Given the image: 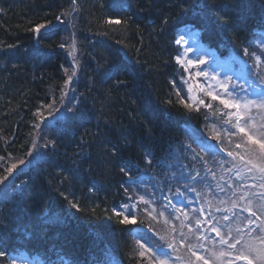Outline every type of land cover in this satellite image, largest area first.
I'll return each mask as SVG.
<instances>
[{
  "label": "trees",
  "instance_id": "trees-1",
  "mask_svg": "<svg viewBox=\"0 0 264 264\" xmlns=\"http://www.w3.org/2000/svg\"><path fill=\"white\" fill-rule=\"evenodd\" d=\"M230 2L77 0L78 101L50 128L47 139L56 141L55 147L49 144L44 158L16 172L10 199L0 200V218L18 222L0 232V249L7 251L0 264H9L8 253L17 251L50 264H99L106 249L119 264H146L132 254L134 224H120L123 215L114 207L123 199L127 175L144 167L146 156L151 163L161 160L181 141L186 125L202 127V113L185 107L173 93L179 28L198 27L206 45L241 52L256 29L264 27V0H252L248 22L234 28H221L205 18L213 15L205 4ZM72 6V0H0V176L7 157L28 152L36 111L64 83L62 28L49 26L39 34L29 29L54 24ZM108 18L128 24L113 30L104 23ZM109 68L112 77L103 78ZM117 77L126 84L117 87ZM130 113L137 123L150 119L153 132L136 133L130 144L121 141L120 156L110 159L105 137L85 133L107 131V140L115 143L132 127ZM81 147L83 157L78 155ZM69 200L78 202L79 210Z\"/></svg>",
  "mask_w": 264,
  "mask_h": 264
},
{
  "label": "rangeland",
  "instance_id": "rangeland-1",
  "mask_svg": "<svg viewBox=\"0 0 264 264\" xmlns=\"http://www.w3.org/2000/svg\"><path fill=\"white\" fill-rule=\"evenodd\" d=\"M65 13L69 14L65 15ZM76 18L77 8L73 11L72 6L61 14L59 20L46 27L59 26L63 31L61 44L64 45L62 49L66 58L65 65L62 67L64 83L57 90H52L49 102L46 105H41L36 111L29 150L23 156L7 157L4 161V175H8L5 170L13 163L17 164L14 174L17 170L36 162L44 154L47 148L45 144L49 127L53 122L62 120L77 101L78 94L75 84L80 65V53ZM183 32H180L176 38ZM73 41H75V50L71 47ZM199 45L202 50H197L191 41L187 45H178L177 56H183L185 60H190L193 63L185 68L176 62L173 93L184 105H188L187 108L202 113L204 117L202 127H187L185 129L183 138L172 149L174 161H170L166 157L164 158L166 160L161 163L163 172H166L164 179L157 177L159 175L157 167L147 163L141 177H128L124 184L126 203L121 207L122 215H128L130 220L134 218V222L139 224L133 232L132 254L143 258L146 264H154L153 257H164L169 261V264H203V261L196 260V256H193L192 252L208 259L209 264H221V261L227 264V260L232 257H219V252L226 248L219 244V237L213 228L218 227L222 233L231 228L233 235L236 234L237 228L247 231L246 218L251 217L242 210L245 201L238 198L244 192L264 191V189L253 187L260 183L259 173H248L245 163L237 155L238 152H246V146L233 123H229L228 116L224 115L228 111L235 112L236 110L225 109L219 103L220 99L236 98L234 93L237 92L239 94L236 99L240 101L258 98L257 93H260L264 82L257 77V72L264 70V64L257 67L255 57L250 54L254 52L261 57V60H264V48H262L264 35L255 38L247 47L249 55L244 53L247 59L246 64L237 65V67L236 64L230 66L231 70L236 67L242 71L248 80H254V85L249 83L244 85L242 79L232 78L219 64L217 57L209 54V50L200 43ZM185 47H191L192 51L185 55ZM200 60H206L207 63L199 64ZM73 67H75L76 75L72 77L71 84L66 85L65 81ZM65 68L70 70L69 73H65ZM198 73L200 74L198 75ZM208 92H212L214 95L218 94V98L213 100L207 95ZM201 101L203 103H200ZM251 115L256 117L258 122L261 117H264V113H259L255 108ZM34 141L35 148H33ZM196 142L199 145L209 144L210 152L203 149L202 146H198ZM236 143L242 146L237 148ZM213 145L222 149L225 154L217 151L212 152ZM229 152L233 155L230 156ZM247 158L246 154L245 159ZM21 160L24 161L23 164H20ZM237 169L240 170L243 179L237 178ZM13 174L3 185H0V199L7 200L10 197L13 190ZM254 176L257 178L254 179ZM164 182L170 183L171 187L163 188ZM176 189L180 191L177 192ZM186 192H194L197 195L195 197L200 201V206L202 201L204 210L202 217L196 219L191 205L187 208L181 207L182 209H170L165 206L163 197L165 193H170L175 203L178 204L181 194ZM144 201H148V203ZM233 201L236 202L235 207H233ZM259 203V200L253 198L254 210ZM206 212L210 213L209 217L206 216ZM224 216H228L229 219L224 220ZM169 245H173L175 251ZM188 246H191V251ZM140 252H145L144 257L138 255ZM10 258L11 260L15 259L16 264H36L26 256H10ZM103 264L118 263L113 258H109L108 261L105 259Z\"/></svg>",
  "mask_w": 264,
  "mask_h": 264
},
{
  "label": "snow or ice",
  "instance_id": "snow-or-ice-1",
  "mask_svg": "<svg viewBox=\"0 0 264 264\" xmlns=\"http://www.w3.org/2000/svg\"><path fill=\"white\" fill-rule=\"evenodd\" d=\"M252 0H231L230 3H223L221 5L215 4H205V9L211 8L213 10V15L208 17L205 14V18L214 22L215 25L221 28H234L237 25H243L248 22L249 16L252 14L251 11ZM73 11L76 10L77 0H72ZM261 8L264 9V2L261 3ZM0 12H3V9H0ZM69 13H65L67 15ZM60 17L57 16V20ZM264 21V17L261 18ZM110 28L115 30L114 26L117 25H127V20H121L116 18H108L104 21ZM46 24H37L30 31L39 34L42 29L46 28ZM191 41L197 47V50H202L199 45V35L197 32L193 31L191 28H186L182 34H180L175 39V44L177 45H187ZM120 41H118L119 43ZM61 48L64 47L63 44L59 45ZM8 49H12L15 45H7ZM73 50H75V41L71 46ZM264 48V45H262ZM191 47L184 48V54L186 55L188 52H191ZM245 55H249V51L247 48L244 49ZM71 54V53H70ZM251 56L255 57L256 66L259 67L261 64H264V60H261V57L256 55V53H251ZM76 58L74 57V60ZM176 62L180 64L182 67H187V65H191L193 62L190 60H185L183 56H177ZM207 63L206 60H200L199 64ZM98 67L103 68V65L98 64ZM65 73H69V69H64ZM113 69H105L103 72V78H111L113 75ZM200 73H198L199 75ZM76 75L75 67L72 68L71 74L68 75L67 80L65 81L66 85H70L72 82V77ZM257 77L264 82V70L261 72H257ZM126 84V81L120 80L118 77L116 78V86L120 87ZM111 90H109L110 93ZM227 91V89H225ZM213 100L218 98V94H213L212 92H208ZM132 104H135V100L131 101ZM170 104L171 101H168ZM200 103H203L201 101ZM219 103L224 106L225 109H235V112L228 111L224 113V115L228 116V122L233 123V126L236 128L237 132L241 135L242 140L244 141V145L246 146V154L248 156L245 159V155H239V159L243 161L246 165V171L248 173H259L258 179L260 183L258 185H253V187H258L264 189V117H261L260 122L257 121V118L251 115L252 110L255 108L259 113H264V88L261 89L260 93H258V98L255 100L245 99L240 101L236 98L232 99H220ZM51 107V105H49ZM188 107V105H185ZM130 125L132 127L126 132L122 133L118 138L117 142L113 143L107 140V136L110 135L107 131H100L95 134L85 133V135H93V136H102L105 137L104 143L108 144V147L105 149L106 154L110 159L118 158L120 156V147L119 143L122 141L124 144H130L132 141L130 138H134L136 133H140L142 136H150L153 132V124L152 121L149 120H140L137 123V116L134 113H130ZM86 143L83 136L81 137V144ZM52 145L55 147L56 141L48 140L46 141L45 146ZM242 145L237 144L236 147L240 148ZM36 147L35 141L33 142V148ZM31 155V153H29ZM230 156L233 153H228ZM79 156H85L83 148L81 147V151L78 154ZM253 157H255L253 159ZM3 159V157H0ZM148 160V163H151V160L148 157H145ZM86 163L87 160L85 159ZM24 161L21 160L20 164H23ZM17 169V164L13 163L9 168L5 171L8 175L0 176V185H3L13 174V172ZM120 171L122 173L127 174L128 169L126 167H121ZM237 178L243 179V176L239 169H237ZM256 179L257 177H253ZM60 195L64 197L65 200H68V197L60 192ZM253 198L260 201L256 210L253 209ZM143 199V198H141ZM239 200L245 201L243 206V211L249 214L247 219L248 229L247 231H243L239 228L236 229V234H232V229L228 228L227 232H221L218 227H214L213 231L216 232L219 237V244L222 245L226 250H221L219 252V257H228L232 258L227 260V264H264V191L261 192H244L239 196ZM148 203V201H144ZM69 204L72 208L79 210L78 202H73L69 200ZM236 206V202L233 201V207ZM127 207V206H125ZM45 211H47L45 209ZM94 211V210H93ZM118 216L122 215L121 213H117ZM235 215V214H234ZM254 218V219H252ZM224 220H228V216L223 217ZM259 221V223H257ZM120 224L132 223L134 222V218L130 220L128 215H123V219L118 221ZM255 225V227H252ZM17 220L13 219L8 223L4 222V218H0V232L10 231L13 227H17ZM227 227V226H225ZM27 231V228L25 229ZM35 230V225H33V231ZM255 233V234H254ZM175 251L173 245H169ZM191 251V246H188ZM143 248V245H141ZM147 251V250H145ZM141 257H144L145 252L138 253ZM193 256H196L197 261H203V264H209V260L205 257L197 255L195 252H192ZM7 251L0 249V257H6ZM154 264H169V261L164 257H153ZM179 259V257H177ZM9 264H16V260L13 259L9 261ZM221 264H224L221 261Z\"/></svg>",
  "mask_w": 264,
  "mask_h": 264
},
{
  "label": "bare ground",
  "instance_id": "bare-ground-1",
  "mask_svg": "<svg viewBox=\"0 0 264 264\" xmlns=\"http://www.w3.org/2000/svg\"><path fill=\"white\" fill-rule=\"evenodd\" d=\"M122 190H123V193H124V185H122Z\"/></svg>",
  "mask_w": 264,
  "mask_h": 264
}]
</instances>
